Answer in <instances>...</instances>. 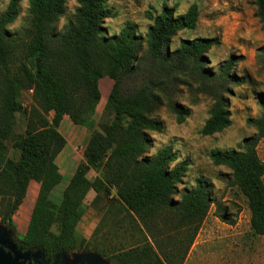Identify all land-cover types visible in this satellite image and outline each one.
Instances as JSON below:
<instances>
[{"label":"trees","instance_id":"16d2710c","mask_svg":"<svg viewBox=\"0 0 264 264\" xmlns=\"http://www.w3.org/2000/svg\"><path fill=\"white\" fill-rule=\"evenodd\" d=\"M80 2L83 7L72 14L63 31L57 24L59 16L65 14L66 0H31L27 24L16 34L6 25L15 19L19 0H11L8 10L0 13V223L10 232L17 249L40 251V261L51 264L59 254L90 251L88 242L77 232L83 201L90 190L96 200L112 196L114 189V202L124 212L122 218L142 234V239L109 250L98 246L91 250L112 264H181L186 248L177 261L172 259V249L163 248L166 233L157 217L170 212L168 217L177 221L173 227L176 235L168 238L173 241L172 248L179 240V228L180 233L187 234L189 246L214 201L208 183L201 178L196 188L175 199L176 185L182 182L188 161L172 171L168 164L177 153L170 148L159 157L147 156L152 146L148 132L164 129L160 116H147L156 115L165 106L184 121L190 109L178 96L181 87L187 86L192 102L199 93L216 101L215 118L202 126L200 133L211 135L226 129L232 123V85L246 81L235 71L244 55L231 53L214 74L207 53L220 44L217 36L183 38L175 51L170 50L171 37L196 27L200 14L196 7L177 18L173 15L175 7L164 2V12L146 37L137 34L131 23L120 35L108 36L102 24L110 15L108 0ZM253 5L264 31V0H253ZM147 16L152 18L153 13L147 12ZM258 54L264 69V46L258 48ZM102 77L113 81L111 90L83 148L82 160L56 204L49 194L62 178L56 163L66 144L59 131L61 119L67 115L74 124L89 125L100 100ZM25 91L31 93L28 107L20 102ZM20 112L24 126L17 129ZM247 122L256 132L244 138L241 149H217L210 158L230 169L229 183L247 200L251 229L262 235L264 164L255 147L264 136V114ZM90 170L101 174L90 179ZM32 180L39 186L26 229L20 233L13 216Z\"/></svg>","mask_w":264,"mask_h":264},{"label":"rangeland","instance_id":"374dc122","mask_svg":"<svg viewBox=\"0 0 264 264\" xmlns=\"http://www.w3.org/2000/svg\"><path fill=\"white\" fill-rule=\"evenodd\" d=\"M164 2L169 5L168 0H164ZM3 3L4 0H0V4ZM157 3H159V0H108L106 6L110 12V15L122 14L121 19L125 21L126 24L131 23L135 25L138 33L141 24L137 23L136 21L141 18L148 17L147 12L153 13L158 11L156 7ZM246 3V13L242 7L235 8L232 9L230 14L224 18L223 22L227 26L226 29H216L215 35L197 36H217L220 39V44L218 46L224 45L227 51L230 53L244 55V59L247 58L245 55V53H247L250 58L249 63L252 65L251 70L248 66L242 67L240 64L241 61L235 67L236 73L239 76H243L246 81L240 85H232L234 94L230 96L232 99L229 97L230 112L232 117L231 125H234L245 114V112L249 114L252 112V108L250 106L247 107L246 105H253L257 113L256 117L249 115L247 119H257L264 114V91L256 90L257 82L253 76L254 72L257 78L264 79V69L260 66V57L258 54L259 47H254L251 42L246 41L243 38H239L237 32L245 24H257L260 27V31L264 32L261 29V23L259 22V19L254 15L255 6L253 5V0H246ZM145 6L147 10H145ZM179 6V0H177L175 11L179 8ZM66 13L68 14V19L73 14L67 7L65 14ZM199 13L198 22L203 24L216 23L212 17L207 18L200 11ZM27 20L28 17L25 18V22L15 32L11 30L9 31L13 34L20 33L22 28L26 26ZM57 28L60 30L59 21ZM105 28L108 33L109 29L107 27ZM139 35L144 37L142 33ZM171 44L172 41L169 46L170 50H172ZM207 55L210 61V68L212 69V72L217 74L220 64L225 59L215 51H208ZM214 58L218 60L216 65H213ZM235 89L241 90L239 96ZM30 94V91H25L20 97V102L23 107L31 106L32 99ZM178 98L180 101L186 100L192 102L193 96L187 86H182ZM202 99L207 100L210 98L202 93H199L198 99L194 103L198 104ZM232 100L240 105L234 107L233 110H231V105L233 104ZM182 104L186 106L185 103ZM188 108L190 109V114L184 119L185 124H187L194 133L200 135L202 138L211 140V136H205L200 133L202 125L199 121V113L195 110V108ZM101 110L102 108L97 111V114L93 117L87 127H81L80 125L74 124L71 120H69L70 118L67 120L68 124L64 122L61 123L60 131L63 136L69 140L70 146L67 147L65 151H61L59 156L56 158L57 163L60 164L62 178L49 194L50 200L56 204L60 202L63 188L69 181L77 165L82 160V147L86 144L89 133H91V131L97 126V119ZM160 111L171 113L165 106L161 107L159 112ZM17 117V129H22L24 126V118L21 112L17 114ZM51 117L52 113H49L48 118L51 119ZM160 119L163 121L164 131L166 129V121L162 117H160ZM247 119L246 127L253 135L256 132V127L249 124ZM189 121L191 123H189ZM224 134L226 135L227 132L225 131ZM150 138L152 139L153 146L154 139L151 137V135ZM218 138L219 137H217V139ZM176 140L177 138H173L171 145H176ZM241 148L242 143L238 146V149ZM255 149L258 157L261 160H264V136L259 139ZM208 151L209 149L204 147L196 149L187 142L176 146L175 152L177 155L183 153L186 157L184 160L188 161V166H192L190 169L192 174L195 175L199 173V178L205 180L208 183L214 203L210 206L207 215L201 222L197 234L193 239V243L189 246H187V234L180 233L181 228H179V240L177 241V244L174 246V248L171 247V243L173 241L172 239L168 238L176 235V229L173 227H176L177 221L173 217H168L170 212H162L160 216L157 217V222L159 227L165 231V237L167 236V239L164 237L163 248L165 251L172 249L171 253L173 255L172 259L174 261L179 259V256L184 253L186 248V255L181 264H264V234L257 235L253 233L250 226V210L247 200L236 186H233L229 183V179L231 177L230 169L223 165L225 168L229 169V172L226 173L221 171L218 176H215L216 183L219 185L218 191H216V186L211 178L205 175L206 172L211 171V165L207 163L208 157L205 155V153ZM97 174H101V172L98 173L95 170H90L87 176L90 179H93ZM182 182L186 183L183 180ZM35 185L29 186V190L27 189V196H25L24 200L13 216L16 226L18 227L17 229H19L20 233L24 232L26 229L25 223H28L30 217L31 208L36 197L32 196V194L34 192L36 194L38 190ZM189 189L190 188L185 187L183 192ZM183 192H181V190L178 188V195L175 196V199L178 200ZM111 195L112 196H99L96 200H94L95 192L90 190L83 201V215L77 225V232L88 242L90 246V252H94L91 250L92 246L103 247L109 250L113 247L117 248L121 244L128 245L130 240L139 238L142 239V234L137 229H133L127 219L122 218L124 216V212L120 210L119 204L114 202V198L117 197L115 196L114 189L111 190ZM111 199H113V201H110ZM216 203L220 204V207H218ZM217 215H222L227 220H224ZM168 218L169 223L167 221ZM163 221L167 223L163 224ZM96 229L99 231L96 235H94L93 232ZM182 229L184 230V228ZM132 231L134 233H132ZM146 234L148 235V233ZM78 253H81V251L72 252L71 254L66 255V260L69 262L73 261L74 257ZM107 261L108 264H112L109 260Z\"/></svg>","mask_w":264,"mask_h":264},{"label":"clouds","instance_id":"9594fccd","mask_svg":"<svg viewBox=\"0 0 264 264\" xmlns=\"http://www.w3.org/2000/svg\"><path fill=\"white\" fill-rule=\"evenodd\" d=\"M11 0H4L3 4H0V13L6 12L10 6ZM170 7H175L177 0H168ZM164 0H159L157 3L156 12H153L152 18L144 17L137 20V23L141 24V27L138 30L137 34H143L145 37L150 26H155V20L162 15L164 12L163 8ZM179 8L173 13V15L179 18L181 15H188L193 7H196L205 17H212L216 23L214 24H203L198 22L196 27L187 30V31H178L173 37H171L172 44L171 48L175 51L178 48V40L183 38L195 39L197 36H208L215 35L216 29H226V24L223 22L224 18L228 16L232 9L243 8L244 12H247V3L246 0H179ZM19 11L13 21L6 25V28L15 32L21 25L25 22V18L30 15V10L32 8L31 0H19ZM66 7L70 9L71 13L75 14L77 9L83 7V4L80 0H66ZM145 10L146 6H145ZM122 14L109 15L105 17V20L102 24L109 29L107 33L111 35H120L121 32L125 29L126 23L121 19ZM69 23L68 14H62L59 16V29L63 31L64 26ZM119 25V26H117ZM238 32V37L243 38L246 41L252 43L254 47L264 46V32L260 31V27L257 24H245L242 26ZM209 51H215L220 54L224 59H228L231 56V53L227 51L224 45L217 46L210 49ZM246 59L240 62L241 66H248L249 69H252V65L249 63V56ZM218 63L217 59H213V65ZM253 76L256 79V90L264 91V79L257 78L253 72ZM238 96L241 93L240 89H235ZM231 98V97H230ZM232 99V98H231ZM231 105V110L236 106H240L234 100ZM182 103H185L186 106L190 108H195L199 113V121L203 127L207 126V122L215 118L213 108L216 105L215 99H202L198 104L186 100H181ZM252 108V112L245 114L234 124L227 126L226 129H222L218 132H214L211 135L205 134V136H211V140L202 138L200 135L194 133L191 128L182 121L177 113H166L164 111L158 112L156 115L147 116L148 119H154L156 116L162 117L166 121V129L164 131L156 130L154 132H148L151 137L154 139V145L150 147V150L147 156L159 157L160 153L166 149H171L172 152L176 151L177 145H182L185 142L191 144L196 149L202 147L209 149L205 155H207V163L211 165V171L206 172L205 175L211 178L213 183L216 186V191L219 190V185L216 183L215 176H218L221 171L228 173L229 169L225 168L223 165H216L213 160H211V152L217 149H238V146L243 142L246 136H251V131L246 127V119L249 115L257 116L255 107L253 105H246ZM228 107V106H227ZM231 120L232 117L229 116ZM189 123H191L189 121ZM202 131V128H201ZM227 132L225 135L224 132ZM217 137H219L217 139ZM173 138H177L176 145H171ZM171 145V147H169ZM183 153L176 155L173 159L169 161L168 167L170 170L174 171L178 165L183 163L185 159ZM261 164H264V160L260 161ZM191 165L185 168L182 180L186 183H179L176 186L183 192L185 187L194 189L197 187L196 181L198 180L199 173L193 175L190 171Z\"/></svg>","mask_w":264,"mask_h":264},{"label":"water","instance_id":"95a60500","mask_svg":"<svg viewBox=\"0 0 264 264\" xmlns=\"http://www.w3.org/2000/svg\"><path fill=\"white\" fill-rule=\"evenodd\" d=\"M40 251H21L10 239V232L0 223V264H44ZM49 264V263H47ZM51 264H108L97 252L78 253L73 261L66 260V254H59Z\"/></svg>","mask_w":264,"mask_h":264},{"label":"crops","instance_id":"0c3cea01","mask_svg":"<svg viewBox=\"0 0 264 264\" xmlns=\"http://www.w3.org/2000/svg\"><path fill=\"white\" fill-rule=\"evenodd\" d=\"M101 83H102V86H101ZM112 83H113V81L109 78V77H102L100 80H99V90H100V100H99V103L97 104V106H96V111H95V114L93 115V117L97 114V111H99L100 110V108H103V105H104V103H105V101H106V98H107V96H108V94H109V92H110V90H111V87H112ZM108 89V90H107ZM100 105H101V107H100ZM100 113H101V111H100ZM100 113H99V115H100ZM93 117H92V119H93ZM99 117V116H98ZM69 119V117L67 116V115H64L63 117H62V119H61V122H60V125H59V131H60V126H61V123H67L68 124V120ZM91 119V120H92ZM70 120V119H69ZM98 120V119H97ZM78 127H80V126H78ZM81 127H83V126H81ZM96 128V127H95ZM94 128V129H95ZM92 132V131H91ZM60 133H61V131H60ZM62 134V133H61ZM63 135V134H62ZM89 135H90V133H89ZM66 139V144H65V146H64V148H63V150H62V152L63 151H65V149H67V147H69L70 146V142H69V140L67 139V138H65ZM87 142V141H86ZM86 145V144H85ZM85 145L82 147V148H84L85 147ZM59 156V155H58ZM56 163H57V160H56ZM57 165H58V167H59V170H60V164H58L57 163ZM60 172H61V170H60ZM35 184H37V185H35ZM32 185H35L36 187H37V189H38V183L37 182H35V181H30V183H29V186H32ZM29 186H28V188H29ZM29 190V189H28ZM28 190H27V193H26V196H27V194H28ZM37 194V193H36ZM36 194H35V192L32 194V196H36ZM26 226H27V224H26ZM18 228V227H17ZM18 231H19V229H18ZM25 231V230H24ZM21 233H24V232H21Z\"/></svg>","mask_w":264,"mask_h":264}]
</instances>
